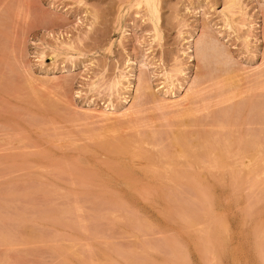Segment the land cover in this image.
I'll list each match as a JSON object with an SVG mask.
<instances>
[{
    "label": "rangeland",
    "instance_id": "1",
    "mask_svg": "<svg viewBox=\"0 0 264 264\" xmlns=\"http://www.w3.org/2000/svg\"><path fill=\"white\" fill-rule=\"evenodd\" d=\"M263 108L264 0H0V264H264Z\"/></svg>",
    "mask_w": 264,
    "mask_h": 264
},
{
    "label": "bare ground",
    "instance_id": "2",
    "mask_svg": "<svg viewBox=\"0 0 264 264\" xmlns=\"http://www.w3.org/2000/svg\"><path fill=\"white\" fill-rule=\"evenodd\" d=\"M121 13H122V12H121ZM248 105H249V104H248ZM246 107H247V106H246ZM263 109H264V108H263ZM263 109H262V110H263ZM245 110H246V109H245ZM250 110H251V109H250ZM250 112H251V111H250ZM263 113H264V112H263ZM110 115H111V114H110ZM213 123H214V122H213ZM214 131H215V130H214ZM204 137H205V136H204ZM240 137H241V136H240ZM236 139H237V138H236ZM239 139H240V138H239ZM242 139H243V137H242ZM242 139H241V140H242ZM206 140H208V139H206ZM206 140H205V141H206ZM237 140H238V139H237ZM131 141H132V139H131ZM203 141H204V140H203ZM233 141H234V140H233ZM238 141H239V140H238ZM126 142H127V141H125V143H126ZM129 142H130V140H129ZM142 142H143V141H142ZM236 142H237V141H236ZM240 142H242V141H240ZM123 144H124V142L121 144L122 146H119L120 148L118 147L120 152L117 151V150H114V148H112V149H113L114 151H117L116 153L119 152L118 154H120V153H122V152L124 153V150L127 152V148L129 147V144H130V143H129V144L126 143L127 146H126V145H123ZM235 144H236V143H235ZM235 144H234V145H235ZM237 144L239 145V143H237ZM143 145H144V143H143ZM193 145H194V144H193ZM139 146H140V145H139ZM235 146H236V145H235ZM235 146H233L232 148H234ZM239 146H240V145H239ZM130 147H131V146H130ZM115 148L117 149V147H115ZM241 148H242V147H241ZM237 149H239V148H237ZM128 150H129V149H128ZM232 150L234 151L235 148L232 149ZM219 154H220V153H219ZM219 154H217V155H219ZM158 157H159V156H158ZM219 158H220V155H219ZM220 160H222V157L220 158ZM167 161H168V160H167ZM218 162H219V161H218ZM173 163H174V162H173ZM193 163L196 164V163H198V162H193ZM196 165H197V164H196ZM191 166H192V165H191ZM199 167H201V166H199ZM257 169H258V168H257ZM165 173H166V172H165ZM168 173H169V172H168ZM173 174H174V173H173ZM171 175H172V174H171ZM174 175H175V174H174ZM179 178H181V176H178L177 179H179ZM168 181H170V180H168ZM178 181H179V180H178ZM170 183H171V182H170ZM170 185H172V184H170ZM168 186H169V185H168ZM166 187H167V186H166ZM164 189H165V188H164ZM202 248H203V247H202ZM201 250H202V249H201ZM205 251H206V250H205ZM201 252H203V251H200V253H201ZM199 256H200V255H199ZM160 262H161V261H160ZM162 263H163V262H162Z\"/></svg>",
    "mask_w": 264,
    "mask_h": 264
}]
</instances>
